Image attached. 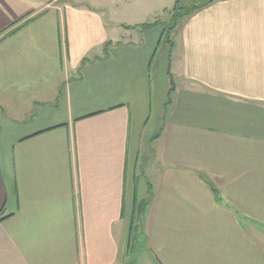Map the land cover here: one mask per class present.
Instances as JSON below:
<instances>
[{
	"label": "crops",
	"instance_id": "0c3cea01",
	"mask_svg": "<svg viewBox=\"0 0 264 264\" xmlns=\"http://www.w3.org/2000/svg\"><path fill=\"white\" fill-rule=\"evenodd\" d=\"M174 1L0 0V264H264V0Z\"/></svg>",
	"mask_w": 264,
	"mask_h": 264
},
{
	"label": "trees",
	"instance_id": "16d2710c",
	"mask_svg": "<svg viewBox=\"0 0 264 264\" xmlns=\"http://www.w3.org/2000/svg\"><path fill=\"white\" fill-rule=\"evenodd\" d=\"M213 1L214 0H200L197 3L186 5V4H184L183 0H175L173 6L169 10L170 17L168 18L167 22L160 20V19H156L152 22L141 24L140 28L146 29V28H149V27L154 26V25H161L163 27V29L165 30V41L167 43L171 44L170 33L176 28L180 19L183 18L184 16H187V15L191 14L192 12L208 5L209 3L213 2ZM107 48H108V43L105 45V55L107 54V52H106ZM169 80H170V83H169L170 86H169V90L167 92L165 106L170 103L171 92L174 89L173 79H172V76L170 74H169ZM212 190H213L215 197H217V190L214 187H212ZM141 206H142V204H141ZM136 214H137V219H138V221H137L138 227L135 226V229L139 230V232H136V234L133 235V241L131 243V250H133L135 248L138 236L142 230V221H143V216H144V209L141 207V209L137 210Z\"/></svg>",
	"mask_w": 264,
	"mask_h": 264
},
{
	"label": "rangeland",
	"instance_id": "374dc122",
	"mask_svg": "<svg viewBox=\"0 0 264 264\" xmlns=\"http://www.w3.org/2000/svg\"><path fill=\"white\" fill-rule=\"evenodd\" d=\"M200 0H183L184 4L186 5H189V4H194V3H197L199 2ZM154 17H149V18H146L143 22L144 23H148V22H151V20L153 19ZM156 19H163L164 20V16H157ZM155 19V20H156ZM166 20L164 21H168L167 18H165ZM154 21V20H153ZM171 35V33H170ZM127 36H130V35H127ZM141 244V243H140ZM139 244V239H137V243L135 245V248L133 250H131L130 252V255H129V260H128V263L127 264H132L131 262H133L134 258L136 257V253L141 249V246Z\"/></svg>",
	"mask_w": 264,
	"mask_h": 264
}]
</instances>
